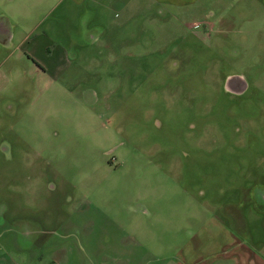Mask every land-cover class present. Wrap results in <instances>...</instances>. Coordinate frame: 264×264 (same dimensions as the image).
Returning a JSON list of instances; mask_svg holds the SVG:
<instances>
[{
    "label": "rangeland",
    "instance_id": "374dc122",
    "mask_svg": "<svg viewBox=\"0 0 264 264\" xmlns=\"http://www.w3.org/2000/svg\"><path fill=\"white\" fill-rule=\"evenodd\" d=\"M171 1L0 0V255L264 264V7Z\"/></svg>",
    "mask_w": 264,
    "mask_h": 264
},
{
    "label": "crops",
    "instance_id": "0c3cea01",
    "mask_svg": "<svg viewBox=\"0 0 264 264\" xmlns=\"http://www.w3.org/2000/svg\"><path fill=\"white\" fill-rule=\"evenodd\" d=\"M75 1L81 2L83 0H75ZM191 1H192L191 2L192 4H197V5L200 4L202 1L204 4H207L210 7L214 6L215 8H217V10H216L217 14H215L216 17L214 18L215 27L217 24L219 27L218 32H220V33L223 32V34H225V32H226L225 28H226L227 24L230 23L231 18H235L234 16L229 15V10L233 7V5H231L230 3L231 2L239 3L242 0H191ZM211 1H214V2H211ZM246 1L251 2V4L249 3V6H253V2H256V0H246ZM173 3L177 6L185 5V2H181L180 0H173V2L170 4H173ZM211 3H213V4H211ZM260 3L264 7V0H260ZM241 7H243V10H240L237 12L238 17H236V18H239L240 20H243V21H245V19L248 20L250 18V16H252V14L254 13V8L253 7L250 8V10L247 12V11H245L246 6L244 4H242ZM236 16H237V14H236ZM0 18H6L4 16V13L0 14ZM220 30H222V31H220ZM3 34H4V26L1 23V25H0V38H2ZM63 54L64 53H62V55ZM45 71H47V68L45 69ZM243 79H244L243 77H239L235 80V83L242 85ZM235 227L237 228L238 226H235ZM241 258H242V260H241ZM243 258H244V256H243L242 249L239 248V251H238V248L236 247L235 250L232 249L230 252L226 253V256L223 259H225L226 264H242ZM19 263L15 262L12 258L0 255V264H19ZM21 264H23V263H21Z\"/></svg>",
    "mask_w": 264,
    "mask_h": 264
},
{
    "label": "built area",
    "instance_id": "2783aa9c",
    "mask_svg": "<svg viewBox=\"0 0 264 264\" xmlns=\"http://www.w3.org/2000/svg\"><path fill=\"white\" fill-rule=\"evenodd\" d=\"M205 24L207 25L208 23L205 22ZM202 25H204V23L203 24H194V28L198 30L202 27Z\"/></svg>",
    "mask_w": 264,
    "mask_h": 264
}]
</instances>
